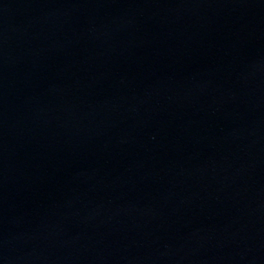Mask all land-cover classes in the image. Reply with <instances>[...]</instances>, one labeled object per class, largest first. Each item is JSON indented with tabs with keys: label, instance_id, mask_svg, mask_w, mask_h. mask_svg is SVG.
<instances>
[{
	"label": "water",
	"instance_id": "95a60500",
	"mask_svg": "<svg viewBox=\"0 0 264 264\" xmlns=\"http://www.w3.org/2000/svg\"><path fill=\"white\" fill-rule=\"evenodd\" d=\"M0 264H264V0H0Z\"/></svg>",
	"mask_w": 264,
	"mask_h": 264
}]
</instances>
